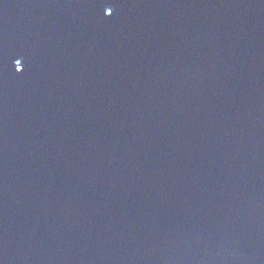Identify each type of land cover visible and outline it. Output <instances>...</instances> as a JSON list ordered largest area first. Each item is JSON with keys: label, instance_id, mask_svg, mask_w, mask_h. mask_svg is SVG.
I'll return each mask as SVG.
<instances>
[{"label": "water", "instance_id": "1", "mask_svg": "<svg viewBox=\"0 0 264 264\" xmlns=\"http://www.w3.org/2000/svg\"><path fill=\"white\" fill-rule=\"evenodd\" d=\"M0 264H264V0H0Z\"/></svg>", "mask_w": 264, "mask_h": 264}, {"label": "snow or ice", "instance_id": "2", "mask_svg": "<svg viewBox=\"0 0 264 264\" xmlns=\"http://www.w3.org/2000/svg\"><path fill=\"white\" fill-rule=\"evenodd\" d=\"M19 64H20V61L18 60V61H17V66H19Z\"/></svg>", "mask_w": 264, "mask_h": 264}]
</instances>
